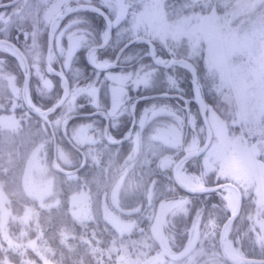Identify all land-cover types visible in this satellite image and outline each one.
I'll return each mask as SVG.
<instances>
[{
  "label": "rangeland",
  "instance_id": "374dc122",
  "mask_svg": "<svg viewBox=\"0 0 264 264\" xmlns=\"http://www.w3.org/2000/svg\"><path fill=\"white\" fill-rule=\"evenodd\" d=\"M76 1L78 0H28V3L32 2L29 4L28 15L32 21H36L37 14L31 15L30 13L33 6L39 8L42 5L43 8L50 9L53 7L54 10H65L69 7L71 9ZM91 1L97 3L110 16L113 41L118 43L135 36L146 37L150 41L149 45L153 54V56L151 55L152 59L151 57L150 59L152 61H159L164 65L171 63L182 65L188 68L191 73V66L186 56L182 57L186 58L188 62L175 61L169 63V59H180V56L176 54L181 50L190 55L204 56L206 65L198 73L195 70L193 85H195L197 94L202 100L204 110L210 107V113H208L212 128L210 141H216L217 137L224 133L232 138V143L247 145L251 143L252 146L257 147V152H254L253 155L258 162L264 163V0H232L230 4H225L223 9H219V11L205 12L190 8L189 6L193 4L192 0H186L180 5L176 4L166 9H163L162 0ZM102 4L106 8L102 7ZM185 5L189 8L187 7V9L181 11V8ZM54 19L58 20L57 17ZM69 21H72L70 25ZM94 22L95 19L92 16L84 17L79 14H73L63 21V25L59 29L62 30L64 36V33H66V40L57 45L59 49L58 67H61L62 59L65 61L69 55L70 44L73 47H78L88 43L94 35L100 36L101 39V33L105 28V20L102 27L101 25L92 26ZM88 23L91 25H87ZM112 23L117 24V26L112 28ZM65 25L69 26L65 28ZM2 30L4 32L5 28ZM114 33L115 35H113ZM81 35L86 36L87 39L85 41L79 40ZM28 36L37 35L35 32V34ZM120 49L116 52H119ZM136 49H138L137 45L131 50L127 49L126 54L120 52L119 59L122 60L120 62L126 70L136 68L138 63L143 64L144 67L141 68L140 75L142 81H146L148 86H167L170 81L172 87L181 88L179 74L176 75V73L168 70L156 76V68L149 61L141 60L140 57L135 59L134 62L130 61L129 57ZM162 49L166 51V54L159 51ZM79 53L85 56L83 49ZM80 69L82 72V68ZM35 70V74L40 79V84H42L41 77L43 80H49L43 70L37 67H35ZM189 77L191 80V75ZM87 79L79 81V85L86 84ZM79 85L73 82L70 74V88L64 102L66 111L70 107V116L73 115L71 113L78 105L84 101L88 103V100L81 94ZM191 85V89H189L193 90ZM205 91L213 93V97L216 99L214 104L217 108L215 109L219 107V113L223 115L222 118L212 109L210 102L206 100ZM192 95L193 92L190 96ZM174 101L176 106H170L177 113L179 119L166 118L169 121V130L164 139L168 146L160 147L146 138L141 139L139 143L141 154L127 169H125L126 161L130 160L131 162L133 153H128L127 150L123 152H113L112 150L113 156L107 154L110 161L104 166L107 170L104 169L105 171L102 172L103 177L99 169H89L86 176L85 173L77 175L74 168L70 167V151H63L61 147H57L56 153H53L52 149L47 152L41 150L29 152L28 145H26V147L23 146L17 149L18 156L16 148L10 146L8 152L6 150L8 163L5 166L8 168L9 163L12 165V158L17 156L18 174H15L14 179H11L12 181L6 179L5 174H0V237L6 239V244L15 246L18 252L23 253L27 246L33 248L35 256L32 254L23 256L26 264H56L55 259L40 251L38 242L34 241L37 238L36 236L25 240L11 238L7 231V219L13 214L12 208L8 204L11 197L10 191L14 190L12 185L21 184V188L18 190L21 196L25 194L28 199L35 197L43 205L60 199L61 197L58 195H60L59 190H61L62 180L58 177V172L55 173L56 169H59L66 172L64 174L66 176L65 183L66 181L71 182L72 186H70L73 191L71 190L70 193V212L75 217L78 219H94L93 221L98 220L97 215L100 211L93 209L92 202L96 193L102 192V196L103 191L105 192L104 188L99 187L100 179L104 178L106 181H103L112 182L113 187L110 189L112 201L121 208L120 210L116 206L112 210L106 208L101 213L104 219L119 229L125 230L126 234H131L130 232L133 230L143 231L146 226L149 229L148 234L133 231L135 237H132V234L131 237H126L122 233H118L121 234L120 236L109 237L108 229L110 228L107 225L93 226V229L96 230H94V233L91 231V233L98 237L97 243L101 242L102 247L108 251H111L112 248L120 252V259L118 260L120 264H234L224 260L225 250L219 247V230L221 227H218L217 233V228L213 230L209 225V221L216 217L217 210H212L213 213L208 212V216L203 219L201 211L188 217V214L178 210L177 207L173 208L172 212L178 210L175 212L177 217H182V214H185L183 216L186 217L187 224L183 223L180 230L188 232L185 241L182 243L174 241L176 232L171 233L165 227L168 203L161 204L159 199L156 200L154 203L155 209H152L149 214H140L137 220L135 217H124V213L121 212V210H130L133 207L140 206V203L143 204L142 199L149 201L151 207H153V200L158 194L159 187L156 188L155 177L151 176L147 179L148 174L153 170L152 166H148L151 159L155 160V166L158 170L161 169L167 176H172V166L177 159L176 153L179 149L184 151L194 147L201 148L205 144L208 129L203 119L199 120L200 122L197 121L199 117L196 113L198 109L196 103L191 106L190 112H186V105ZM104 102L106 104V100ZM148 103H151V101ZM148 103L144 104L143 107L147 106ZM164 103L167 104V102ZM224 118L227 119L229 127L224 125ZM91 119L93 118L82 121L73 120L70 122V128L66 125V130L70 133V139L71 136H74L79 141L85 138L95 140L98 135H101V129L102 136H105L107 140L114 138L108 126L104 124L101 129H98L92 121H89ZM65 123L66 121L62 120L63 129ZM194 139L196 144L193 143ZM235 140L237 142H233ZM208 144L206 145L207 150H205L198 164H195L193 160V162L186 163V158L181 162V166L178 165L190 177L192 182L199 183L194 186L212 184L208 183L207 179L212 178L215 170L218 169L219 157L216 153L211 154L213 150ZM0 151H2L1 145ZM83 157H85L84 153L78 158L80 162ZM254 169L253 163L244 162L242 165L227 171L225 177L227 180L233 181L236 187L245 194V198L249 199L247 202H250V204H245L243 209V214L246 217V227L241 232L234 233V237L233 235L230 237L227 233L229 239L239 248L243 256L245 255L241 246V239L248 230H251L249 235L253 238V241L264 247V231H261V227L257 223V221H264V185H258V178L255 176ZM256 169L264 175L261 166ZM93 170L98 171L99 174ZM231 172H235V179H231ZM78 177L81 185L77 187L76 180ZM260 181H264L262 177ZM84 183L91 184L90 190L84 188L86 186ZM223 184L226 187L231 186L234 188L237 193L236 199H238L237 188L228 181L223 182ZM226 187L216 189V191L222 197H225ZM176 199L173 198L172 200ZM237 203L238 200H236V206ZM211 204H215V202ZM227 204L228 201L224 200L223 206L230 214V210L226 207ZM209 207L212 206L209 204ZM222 211L225 212L224 209ZM32 212L30 208L25 209L23 218H28L32 215ZM198 214L201 219L197 226ZM51 217H55V215L51 213ZM224 221L218 224L222 226ZM140 227H143V229ZM39 229L41 228H37V236L40 232ZM56 229H58V223ZM81 229L85 230L87 227L81 225L70 228L72 230L70 241H72L71 237L73 236L83 235ZM102 229H104L103 232ZM115 238L116 241H114ZM103 239H106L105 244L102 243ZM60 240L64 241L63 239ZM84 241L86 243L85 235ZM160 243L164 246L166 252L160 250ZM20 257L21 255H19ZM83 262L85 261L81 260V263L78 264H85ZM100 263L104 264L103 259Z\"/></svg>",
  "mask_w": 264,
  "mask_h": 264
},
{
  "label": "trees",
  "instance_id": "16d2710c",
  "mask_svg": "<svg viewBox=\"0 0 264 264\" xmlns=\"http://www.w3.org/2000/svg\"><path fill=\"white\" fill-rule=\"evenodd\" d=\"M129 2H132V0ZM183 2H186V0H162V3H163L162 5H163V9H166L169 6H175L176 4L180 5V3H183ZM231 2L232 0H224V1L192 0L193 4L192 6H189V7L193 9H198V10L200 9L201 11H204V12L205 11H215V10L219 11V9H223L225 4L228 5ZM102 7L106 8L105 5L103 4H102ZM187 7L188 6L185 5L183 8H181V11L187 9ZM77 9H91V8L88 6H81ZM77 9L75 11H72L70 13H67L61 16L59 20L60 23H63V21H65L66 18L72 16L73 14L75 15L79 14L84 17L92 16L95 19V22L92 26L101 25L102 27V25L104 24L105 17L99 14L100 11H83V10L78 11ZM31 21H32L31 17L28 15L27 20H26V25H27L26 27L28 29L32 27ZM15 22L19 24V21L16 20ZM87 25H91V24L88 23ZM114 26H117V24L112 23V28ZM10 33L11 34L14 33L13 27ZM113 35H115V33ZM43 36H45V33L43 34ZM99 41H100V36L94 35L93 39H91L89 43L99 42ZM114 42L115 41H113V38H111V40L109 41V46L104 52V54L109 55L110 58L114 57V55H111V54L116 52L118 46L121 44V41L118 43L116 42L114 43ZM134 46L135 45H133L129 50L133 49ZM137 47H138V51L136 53H133L131 55V58L129 59L132 62L135 61L137 54H139L144 49L146 50L147 46H146V43H143L142 46H137ZM82 49L83 47H81V50ZM127 49L128 48H124L123 52L121 53L126 54ZM159 51L163 54H166V51L164 49L159 50ZM0 53H3L4 55L6 53L10 56H13L10 53L3 51V50H0ZM185 53L186 51L181 50L176 55L180 57L186 56L189 62L195 67V70L197 73L202 68H204V66L206 65L204 56H200V55L195 56V54L190 55V54H187V53L185 54ZM141 57H143L144 60L149 61L151 65L155 66L156 76L163 73V71H168V70L176 73V75L179 74L178 77L180 79L179 80V85L181 87L180 89L186 90L187 95L190 96V94L192 93V90H190L191 80L189 77L191 73H190V70H188V68L182 65H178V64L174 65L172 63L169 65H164L162 63L160 64L153 63V61L150 59V56L142 55ZM76 62L79 63L80 66H82V78L80 81H84L86 78H90L91 77L90 73L92 69L86 64V61L84 60V56L81 55V53H77ZM166 87L167 86H164V85L153 86V87L148 86V91H146L145 94L152 96V95H155L161 92L162 90H165ZM175 89H176L175 87H172L173 95L176 94ZM0 94H2V97H3L4 93H0ZM205 97H206V100L210 102V104L212 105V109L216 113H218L222 118L223 115L219 113L220 111L219 107L218 109H215L217 107L214 104L216 102V99H214L215 97H213V93L211 91H205ZM105 100L107 104V99ZM148 102L149 101H144L143 103L146 104ZM164 102H167V104L169 105L176 106V103L174 100H171V101H159L158 100L157 101V103H164ZM2 103L3 101L0 103V113L4 112V108L1 105ZM82 105H84V107L79 106L78 107L79 110L85 111V110L92 109L91 107L88 106V103L82 104ZM143 105L138 106L137 108L138 113L140 111V107H143ZM209 110H210V107L205 110L207 118L209 117V114H208L210 113ZM196 113H198V117H199L197 121L199 120L201 121L202 117L198 109L196 110ZM92 117L93 116H86L84 114H74L72 116L71 121L72 120L82 121V120H86ZM94 119H96L94 123H97L100 127L104 125L105 121L103 117L95 114ZM224 121L223 122L225 126L227 127L228 126L227 119L224 118ZM128 126H129L128 119L125 117L121 120L119 127L109 126V129L112 131V133L115 136H120L124 133V131L128 128ZM9 132L10 134L8 135ZM21 133H22V125H19L17 129H12V128L2 126L0 124V145L2 147V151H0V174H5V178L8 180L14 179L15 174H18L17 172L18 167L16 166L17 165L16 159H18L17 156H14L12 158V161H11L12 165L9 163L8 168L5 166L8 163V159L6 156H7L8 150L10 149V146L11 148H16V153H17V149L19 147H23V145L25 146L27 145V143L22 141ZM101 138H102V141L100 140ZM220 138L221 136L217 137V140H220ZM225 138L232 140V138L229 135H224V139ZM128 140L129 139H120L118 141H110L104 138V136H102L101 134L100 136L96 138V141L91 144L94 146V147H91L93 148L92 150L87 151L86 147L84 148L83 146H81L84 149L83 153L85 154L84 160L81 162L79 161L78 158L82 154V152L77 147H75L70 141V156H71L70 167L74 168V171L77 173V175H81L82 173H85L84 175L86 176V173L89 171V169L91 170L99 169L100 173H102L105 171L104 169H106L104 166L110 161L108 159V156H111L112 154L111 151L113 150V152H119V151L123 152L125 148L123 149L118 148L117 144L127 143ZM233 142H237V141L235 140ZM84 146H87V145H84ZM139 152H140V149L138 151L132 152L133 158L131 159V161L135 162V160H137V157L140 156L139 154H141V152L140 153ZM204 152L205 150L190 155L185 160V162L189 163L193 160L195 164H198ZM232 152H234L233 148H232ZM182 153H183V149H179L176 153V157L177 158L180 157ZM17 155L19 156L18 153ZM129 161L130 160L126 161L127 165ZM148 166H152L153 170L148 174L147 179L151 178V176L155 177V183H157L156 188L159 187V190H157L158 194L156 193L157 196L153 200V205H152L153 207H151V203L149 201L142 199L141 202L143 204L140 203V206L133 207L130 210H121V212L124 213L123 214L124 217H130V218L135 217L137 220L140 214H143V213L149 214L152 209H155L154 203L156 200L158 201V199L161 204L168 203V207L166 209V212L168 214H167V219L165 222V227L171 233L175 231L176 236H174L175 238L174 241L176 242L179 241L181 243L185 241V238L187 236L186 234L188 231L180 230L183 223L187 224V222L185 221L186 217L183 216L185 214H182L181 215L182 217H179V216L177 217L175 212H177L178 210H181L185 212L186 214H188L187 215L188 217L193 215L196 212L198 213L199 211H201V216L203 219L208 216V212L213 213L212 210H217V215L215 217V219L217 220V223L220 224L225 219H227L229 212L224 208L223 197L216 191V189H202L198 191L185 190L181 186L176 184V182L173 180L171 175L167 176L166 174L162 172L161 169L158 170L157 166H155L154 159L150 160V165ZM56 170H55L56 171L55 173L58 172L59 174L58 177H60L62 180V184L60 187L61 190H59L60 195H58L61 198L56 199L51 203L49 202V204L44 203L43 205L35 197H31V199L30 198L28 199L27 195L25 194L21 196L20 192L18 191L21 188L20 186L21 184L12 185L9 183L10 185L14 187V190L17 189L16 191H14L13 189L10 191L11 197L8 200V204L12 208V211H13V214H11L10 217L7 219L8 221L7 231L9 233V236L11 238H14L15 240H25L26 238L30 239V238H33V236H36L37 238H35L34 241L38 242V247L40 248V251L50 256L51 258L55 259L56 264H78V263H81V260H84L85 262L83 263L85 264H101L100 262L102 259H103L104 264H120V262L118 261L120 259V252L112 248H111V251H108L106 248L104 249L101 245V242L100 243L96 242L98 240V237L96 235L95 236L93 235L94 230H96V229H93V226L105 224L108 226V228H110L108 229L110 233L108 234L109 237L110 236L113 237L114 235L120 236L121 234H118V233H122L126 237H131V234H132V237H135L134 233H132L134 230L130 232L131 234H126L125 230L121 228L119 229L115 225H112L111 223L106 221L101 214L106 208L112 210L116 206V204L113 203L112 198H111L112 195H111L110 189L111 187H113L112 182H105L106 180L104 178L100 179L101 181L99 183V187L104 188L105 192L103 191L102 196H101L102 192L96 193V195L94 196V200L92 202L93 209L100 211V213L97 215L98 220L93 221L94 219H89V218L78 219L70 212V193L72 190L71 182L69 183L66 181L65 183V178H66V176L64 175L66 173L65 171H62L59 169H56ZM93 171L99 174L98 171H95V170ZM217 175H218V172L215 170V173L213 174L212 178L207 179L208 183L215 182L214 177ZM102 177H103V173H102ZM76 182H77L76 183L77 187L81 185L79 177L76 180ZM84 185H86L84 187L86 190H90L91 188L90 183H84ZM244 195L245 194H242L241 196V201L236 211V214H237L236 218L230 226V230L228 232L230 237H232V235L234 237L235 236L234 233L241 232L246 227V220H245L246 217L243 214V209H244V205L250 204V202H247L249 199H246ZM173 198L174 199L178 198V199L172 200ZM185 201H187V203H185ZM212 202H215V204H211ZM209 204L212 207H209ZM214 205L216 207H213ZM116 207L118 210L121 209L118 206ZM175 207H177L178 210H176L175 212H172V209ZM27 208L32 209L33 212H32V215L28 216V218L25 219L23 218V213L25 209ZM222 209H224L225 212H223ZM51 213H53L55 217H51ZM57 223H58V229H56ZM81 225H85L87 227V229L85 230L84 229L80 230L83 233V235L79 237L73 236L71 237L72 241H70V235H72V230H70V228L71 227L74 228V226L76 227V226H81ZM37 228H41L39 229L40 232L38 236L36 235ZM140 228L143 229V227H140ZM135 230L137 229L135 228ZM91 231L93 233H91ZM103 231L104 229H102V232ZM134 232H143V233L145 232L144 234H148L147 232H149V229L146 226L143 231L138 230ZM216 232L218 233V228L216 229ZM250 233H251V230H248L247 233H245L241 239V246H242V249L245 255L264 258V247L257 245L256 242L253 241V238L249 235ZM84 235H85L86 243L84 241ZM60 239H63L65 242L61 241ZM105 240L103 239L102 241L103 244H105ZM114 241H116V238L114 239ZM6 243H7L6 239H4L3 237H0V264H26L24 262L23 256H27L30 254L35 256L34 254L35 251L30 246H27L24 252L21 253V252H18L15 246L11 244L8 245ZM19 255H21L20 258H19ZM224 260L227 261V258H225ZM239 264H250V263L240 262Z\"/></svg>",
  "mask_w": 264,
  "mask_h": 264
},
{
  "label": "flooded vegetation",
  "instance_id": "af4514ba",
  "mask_svg": "<svg viewBox=\"0 0 264 264\" xmlns=\"http://www.w3.org/2000/svg\"><path fill=\"white\" fill-rule=\"evenodd\" d=\"M30 3L32 2L28 3V0H0V50L13 55L10 56L6 53L5 55L0 53V93H4L3 97L2 94H0V103L3 101L1 105L4 108V112L0 113V124L12 129H17L19 125H22L21 139L23 142L27 143L29 152L37 150L47 152L49 149H52V152L54 153L57 151V147H61L63 151L69 152L70 141L82 153L84 152V149L81 146L84 148L86 147L87 151H90L93 149L91 147H94L91 144L94 143L96 138L100 135H98L95 140H87V138H85L82 141H79L78 138L74 136H71L70 139V133L66 130V125L70 128V122L74 114L93 116V119L89 121L94 123L96 120L94 119L95 110H79V106L87 103V101H84L73 109L74 111L71 113L73 115L70 116V107L67 108V111L65 110L66 108H64V102L66 101L70 88V74H67L68 83L65 85L67 95H64L65 89L63 92V89L60 86V78L55 75H50L47 69L49 63H51L53 68H60L58 67L59 65H57V59L59 58V49L57 45L66 40V33H64V36L62 30L60 31L59 29L63 25V23H60L59 21L60 17L81 6L93 8L94 6H91L89 3L97 6L99 5L91 0H78L71 9L69 7L65 10H54L53 7L50 9L43 8L42 5L39 8L33 6L30 13L33 15L37 14V18L35 17L36 21H31L32 27L28 29L26 27V20L29 14ZM12 6L14 7L11 8ZM55 17H57L58 20L54 19ZM16 20L19 21V24L15 22ZM12 27L14 28L13 34L10 33ZM3 28H5L4 32H2ZM35 32L37 36H28L35 34ZM43 32L45 33V36H43ZM58 34L60 36H54ZM133 39L147 42L146 50L144 49L137 54V59L144 55V53L148 52L150 41L143 36L130 38V40ZM127 40L129 39H126L125 41ZM125 41L121 42L118 49H120V46ZM99 43L100 41L88 42L80 46H83L85 55L86 50L89 47L95 46ZM142 45L143 44L137 46ZM137 51L138 49L134 50L133 53H136ZM52 53H54V55H52ZM149 56L151 57V55ZM130 58L131 56L129 59ZM64 62V59H62L61 64L63 65ZM76 65L77 67L82 68L77 62ZM35 67L43 70L47 74L49 80L52 81L54 87H52L51 90H49L48 86L40 84V79L38 75L35 74ZM62 120L66 121L64 129L61 124ZM104 124L109 127L107 121H105ZM94 125L96 128L101 129L97 123H94ZM100 131L102 134V129ZM9 134L10 132L8 135ZM224 135V133L219 135L221 136L220 140L214 142L209 141L208 144L211 150H213L211 154L216 153L219 157L217 169L218 175L214 177V181L233 182L225 178L227 174L226 172L233 167L236 168L246 162L254 164L255 176L258 178L257 183L258 185H264V181H260L261 177L264 180V175L259 173L256 169L261 166L264 170V163L258 162L253 155L254 152H257V147L252 146L251 143H248V145L232 143L231 139H224ZM122 136L123 134L116 136L117 138L113 141L122 139ZM100 140L102 141V138ZM139 143L140 141L137 144H133L128 140L127 143L117 144V147L122 149L125 148L127 152H134L139 150ZM232 148L234 149V152H232ZM202 150H207V146L203 147ZM83 160L84 157L81 161ZM132 163H134V161H129L128 165L125 164V168L131 167ZM230 176L231 179H235V172H231ZM159 246L161 251L166 252L161 243ZM230 262L232 263V261ZM239 263L240 262H234V264Z\"/></svg>",
  "mask_w": 264,
  "mask_h": 264
},
{
  "label": "snow or ice",
  "instance_id": "6c2138e0",
  "mask_svg": "<svg viewBox=\"0 0 264 264\" xmlns=\"http://www.w3.org/2000/svg\"><path fill=\"white\" fill-rule=\"evenodd\" d=\"M78 11H98L94 7L91 9H77ZM100 15L105 17V28L101 33L100 43L89 47L87 53L84 56L86 64L92 69L90 79H87V83L79 85V81L82 78L81 69L76 67L77 53L81 51V47L69 46V55L65 59L63 65L60 68H53L51 63L48 65V73L60 78L61 88L65 89V85L68 83V75L71 74L73 82L80 86L81 94L88 100V106L95 110V114L101 116L109 123L111 127H119L123 118L128 119V128L124 131L122 139H129L133 144L138 143L141 139H148L160 147H167L165 142V135L169 130V121L167 117L173 119H179L176 112L171 109V106L166 103L158 104L156 101H171L176 100L186 105V112L191 111V106L194 103H198L196 100L195 85H193V95L188 96L186 90L176 88L175 95L172 94V85L169 81L164 91H161L155 95L149 96L145 92L148 91V84L146 81H142L140 70L144 67L143 64L137 65L136 68L125 69L120 62V52H123L124 48L130 49L133 45H140L146 43L141 40H129L124 44V48L120 49V52H114L115 58H110L109 55H105L104 52L109 46V41L112 38L111 28L108 25V18L102 11ZM72 21H69V25ZM69 25H65L67 28ZM86 36L81 35L79 40L85 41ZM152 54L151 46L148 52L144 53L145 56ZM142 60L143 57H140ZM153 63H161L159 61H153ZM42 80V84L49 87L51 90L54 87L51 80ZM64 95H67L65 89ZM105 98L107 104H105ZM144 101H151L147 106L140 107L139 113L137 112L138 106H142ZM80 107H84L81 105ZM181 183V187L187 189V185ZM191 190V189H189ZM228 201L226 207L231 210V201L227 196L223 197ZM187 203V201H185ZM213 207H216L215 205ZM236 213L228 216L223 225H219L215 218L209 221L210 227L215 230L218 227L224 229L223 235H226L230 225L236 218ZM201 217L197 216V226ZM261 227V231H264V221H257Z\"/></svg>",
  "mask_w": 264,
  "mask_h": 264
},
{
  "label": "water",
  "instance_id": "95a60500",
  "mask_svg": "<svg viewBox=\"0 0 264 264\" xmlns=\"http://www.w3.org/2000/svg\"><path fill=\"white\" fill-rule=\"evenodd\" d=\"M89 4H90L91 6H94L95 8H97L98 10H100V11H102L103 13L106 14V16H107V18H108V25H109V27L111 28V20H110V17H109V15H108V13H107L103 8H101V7H99V6L95 5V4H92V3H89ZM129 40H130V39H129ZM129 40H127L125 43H123V44L120 46V48H121L124 44H126ZM151 55L153 56V54H151ZM114 58H115V57H114ZM175 61H177V62L187 61V62H188V60H187L186 58H184V57H180V59L170 58L168 62L170 63V62H175ZM189 64H190V66H191V83H192V86H193V84H194V75H195V68H194V66H193L191 63H189ZM195 90H196V89H195ZM196 100L198 101V103H196L197 108H198V111H199V113H200V115H201V117H202L204 123L206 124L207 129H208V133H207V137H206V140H205V144H204V146H203V147H205V146L209 143V141H210L211 134H212V129H211V126H210V124H209V122H208V119H207V116H206V113H205V110H204V105H203V103H202V100H201L200 97L198 96L197 91H196ZM203 147H201V148L195 147V148H192V149L185 150V151L183 152V154H182L179 158H177V159L175 160V162H174V164H173V166H172V173H171V174H172V178H173V180L176 182V184H178L179 186H181V183H180V182H183V181L179 178L178 173H177L178 165H180L181 162H182L185 158H187L188 156H190V155H192V154H194V153H197V152L201 151V150L203 149ZM181 157H183V158H182V159L180 160V162H179V159H180ZM183 184L187 185L188 187H187V189H186L185 187H182V188H184L185 190H188V191H198V190H202V189H219V188H224V187H225V185L222 184L221 182H215V183H212V184H209V185H205V186H194V185H189V184H187V183H185V182H183ZM230 184H231L232 186L236 187V184H234L233 182H230ZM236 188H237V187H236ZM189 189H191V190H189ZM237 190H238V204H239L240 199H241V193H240V190H239V189H237ZM235 211H236V209H234V210H230V214H229V216L232 215V213L235 212ZM222 233H223V228L221 227L220 230H219V246H220L221 249H224V248H223V241H222ZM224 256H225L228 260L232 261V258H231L226 252L224 253ZM239 260H248V261H251V262H255V263H256V262L260 261V258H259V257H254V256H248V257L240 258V259L235 260V261H233V262H238Z\"/></svg>",
  "mask_w": 264,
  "mask_h": 264
},
{
  "label": "bare ground",
  "instance_id": "6f19581e",
  "mask_svg": "<svg viewBox=\"0 0 264 264\" xmlns=\"http://www.w3.org/2000/svg\"><path fill=\"white\" fill-rule=\"evenodd\" d=\"M207 116V115H206ZM208 119V118H207ZM209 122V121H208ZM112 136V135H111ZM42 141V140H41ZM44 141V140H43ZM193 143L194 144H196V140L194 139L193 140ZM43 144H44V142H43ZM45 145V144H44ZM66 164V163H65ZM69 164V163H68ZM65 166V165H64ZM68 166V165H67ZM181 166V165H180ZM182 168V167H181ZM69 169V168H68ZM64 170V169H63ZM177 173H178V176H179V178L183 181V182H185V183H187V184H189V185H198L199 183H195V182H192L191 180H190V177L183 171V170H181L179 167L177 168ZM225 187H226V185H225ZM226 189H227V193H226V196L229 198V200L231 201V205H232V207H231V210H234V209H236L235 208V206H236V200H238V199H236L237 198V193H236V190L234 189V188H232L231 186H228V187H226ZM237 189H238V187H237ZM238 191V190H237ZM240 193H241V196H242V192L240 191ZM237 207V206H236ZM237 209H238V207H237ZM237 209H236V211H237ZM236 211H235V213H236ZM229 231V230H228ZM223 232H224V229H223ZM228 233V232H227ZM222 241H223V248H224V250H225V252L232 258V262L233 261H235V260H238V259H240V258H243V257H248V256H246L245 255V253H244V255L245 256H243L242 255V253L240 252V250H239V248L229 239V237H228V235L226 234V235H223L222 234ZM260 258V261H258V262H251V261H248V260H239L238 262H247V263H255V264H264V258H261V257H259ZM234 263V262H233Z\"/></svg>",
  "mask_w": 264,
  "mask_h": 264
}]
</instances>
